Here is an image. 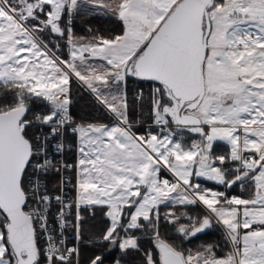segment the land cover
<instances>
[{
  "label": "snow or ice",
  "instance_id": "obj_1",
  "mask_svg": "<svg viewBox=\"0 0 264 264\" xmlns=\"http://www.w3.org/2000/svg\"><path fill=\"white\" fill-rule=\"evenodd\" d=\"M85 8L121 22L120 33L76 36L71 21ZM129 77L157 85L148 100L156 132L133 131ZM74 82L112 122L75 121ZM0 90V264H79L63 230L80 239L81 210L97 208L109 220L100 240L124 255L141 252L135 233L149 230L158 259L145 251L143 264H264V0H0ZM37 100L47 111L30 118ZM69 130L75 165L49 155L62 153ZM217 141L226 153L214 152ZM72 167L76 182L61 175L52 194L45 178ZM235 187L249 195H229ZM198 205L205 213L190 215ZM162 218L186 240L222 227L227 251L178 247L161 236Z\"/></svg>",
  "mask_w": 264,
  "mask_h": 264
},
{
  "label": "trees",
  "instance_id": "obj_2",
  "mask_svg": "<svg viewBox=\"0 0 264 264\" xmlns=\"http://www.w3.org/2000/svg\"><path fill=\"white\" fill-rule=\"evenodd\" d=\"M67 22L68 21H65V23ZM71 24L76 36H87L89 34V28H92L94 31L98 30L103 35L119 34L122 28V24L118 20L103 15H97L87 8H85L81 14L75 16ZM45 39H50L53 43H56V39L51 36H46ZM59 43L61 51L58 54L67 57L70 48L65 46L63 40H60ZM155 86L157 85L152 82H140L128 78L127 94L129 99V119L134 124L133 130L136 133H146L149 130L146 125L153 122L148 100ZM141 92L144 97L142 104L136 101L137 94ZM4 95L5 93L3 90H0V98ZM72 101L71 114L76 122L85 123L99 120L104 123H109L112 121L111 114L105 111L95 101L91 93L77 82H74L72 86ZM30 108L31 112L28 113L29 117L39 110H45L46 106L44 102L37 100L30 104ZM151 130L155 131V129ZM29 133L31 135L30 129ZM189 137L192 138L193 136ZM228 147L226 143L217 141L214 145V152L216 154H224L228 151ZM202 182L208 187H213V182L206 180ZM216 187L217 190H225L223 186ZM228 194L232 196H247L249 195V191L247 189L242 190L239 187H235L234 189L228 190ZM167 211V208L162 207L161 216L163 217V214ZM173 211H176V209H173ZM205 211L203 206L200 205L188 209L189 214L192 216H202ZM83 215L84 220L81 228L79 264H89L90 258L96 255H102L105 258L104 264H116L117 261H120V264H143L145 251H152L158 259L154 241L148 234L149 230L135 233L140 237L141 252H130L128 255H124L118 248L109 252V247L106 246L105 242L100 240V237L109 224V220L104 211L100 208L91 211L84 209ZM159 227L163 238L182 249H192L195 251L202 245L213 244L217 246L218 254L227 251L225 247V234L222 227L213 226L212 229L199 234V238H191L190 240L181 239L180 234L175 230V226L163 220V218L161 219Z\"/></svg>",
  "mask_w": 264,
  "mask_h": 264
},
{
  "label": "built area",
  "instance_id": "obj_3",
  "mask_svg": "<svg viewBox=\"0 0 264 264\" xmlns=\"http://www.w3.org/2000/svg\"><path fill=\"white\" fill-rule=\"evenodd\" d=\"M46 106V105H45ZM47 111V106L45 110H39L36 113H34L31 117H33L35 114L45 113ZM30 117V118H31ZM79 123V122H78ZM148 128H154L157 131V126L152 122L150 124L146 125ZM31 135L39 136L41 134L40 129L37 127H33L30 129ZM45 132H47V129H44ZM61 143L65 145L62 153H55L54 151H50L49 155L54 156L57 160L61 162V164H67V165H75L77 163L78 159V138L76 135H74L70 130L67 131L64 136L61 138ZM55 143V141L53 142ZM63 175L68 180L74 184L76 182V168L72 167L67 171H64L60 174L57 173H49L48 176L45 178L44 182L47 185V188L52 192V194L56 195L59 194L58 186L60 184V176ZM35 179V177H30V180ZM72 184L67 185V198L69 201L75 198L76 191L72 188ZM83 210H81V216H82V222L84 220ZM52 215L49 217L50 222L52 224V228L56 230L57 233L61 231L59 228V225L54 220V216L56 214L57 208H52ZM70 220L74 222V212L69 217ZM81 222V223H82ZM64 236L66 238L67 245L69 247L76 246L79 248V257H80V247H81V232H80V239H76V233L72 227H67L63 230ZM39 244L41 247H46V242L43 235H40L39 237ZM78 257V259H79ZM42 264H43V257H42Z\"/></svg>",
  "mask_w": 264,
  "mask_h": 264
},
{
  "label": "rangeland",
  "instance_id": "obj_4",
  "mask_svg": "<svg viewBox=\"0 0 264 264\" xmlns=\"http://www.w3.org/2000/svg\"><path fill=\"white\" fill-rule=\"evenodd\" d=\"M86 88V87H85ZM87 89V88H86ZM88 90V89H87ZM89 91V90H88ZM152 131V130H151ZM153 132H156V131H153ZM147 133V132H146ZM143 134H145V133H143ZM183 136H184V139H185V141L186 142H191V140H193L191 137H189L188 135H186V134H183ZM170 179V178H169ZM114 249H116L115 247H112V248H109L108 249V251L109 252H111V251H113Z\"/></svg>",
  "mask_w": 264,
  "mask_h": 264
},
{
  "label": "crops",
  "instance_id": "obj_5",
  "mask_svg": "<svg viewBox=\"0 0 264 264\" xmlns=\"http://www.w3.org/2000/svg\"><path fill=\"white\" fill-rule=\"evenodd\" d=\"M112 122V121H111ZM134 131V130H133ZM135 132V131H134ZM137 134H143V133H137ZM192 139H199V137H195V138H192ZM225 143V142H224ZM162 175L166 176L167 178H170V179H173V177L171 176L170 173L164 171L162 172Z\"/></svg>",
  "mask_w": 264,
  "mask_h": 264
},
{
  "label": "water",
  "instance_id": "obj_6",
  "mask_svg": "<svg viewBox=\"0 0 264 264\" xmlns=\"http://www.w3.org/2000/svg\"><path fill=\"white\" fill-rule=\"evenodd\" d=\"M129 78L134 79V80H136V81H140V82H152V81L140 80V79L135 78V77H129ZM152 83H154V82H152ZM188 134H190V133H188ZM190 135H192V136H196L195 134H190ZM196 137H198V136H196Z\"/></svg>",
  "mask_w": 264,
  "mask_h": 264
}]
</instances>
